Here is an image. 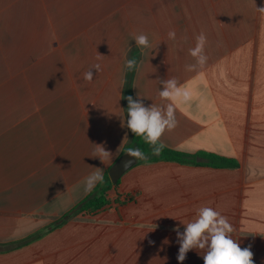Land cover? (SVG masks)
Returning a JSON list of instances; mask_svg holds the SVG:
<instances>
[{
	"label": "crops",
	"instance_id": "0c3cea01",
	"mask_svg": "<svg viewBox=\"0 0 264 264\" xmlns=\"http://www.w3.org/2000/svg\"><path fill=\"white\" fill-rule=\"evenodd\" d=\"M261 7L264 0H0V264H180L173 229L183 232L202 207L227 217L233 239L264 264ZM201 32L207 63L187 71ZM141 33L151 43L143 54L134 40ZM125 53L137 61L132 71ZM97 63L102 71L85 81ZM173 77L192 99L174 103L178 123L161 142L238 166L137 160L103 208L48 231L96 188L84 191L88 176L109 175L125 154L126 93L164 106L160 81ZM96 145L112 153L104 163L93 157ZM202 261L193 249L182 264Z\"/></svg>",
	"mask_w": 264,
	"mask_h": 264
},
{
	"label": "clouds",
	"instance_id": "9594fccd",
	"mask_svg": "<svg viewBox=\"0 0 264 264\" xmlns=\"http://www.w3.org/2000/svg\"><path fill=\"white\" fill-rule=\"evenodd\" d=\"M264 12V7L258 8ZM168 39L175 40V30H170L167 34ZM136 46L143 51L151 48V43L146 34L134 36ZM195 46L189 49V55L194 58L195 63L185 65L187 71H195L197 68H203L208 60L205 54L207 44L206 35L201 32L195 37ZM131 48L129 47V51ZM103 56L98 53V59ZM125 56V68L132 71L137 67L136 59H128ZM93 69L96 73L102 71L99 63L94 64L91 69L84 73L85 81L91 83L94 78ZM163 85L159 91V96L170 103L164 106L152 104L146 107L139 99L127 96V119L121 117L122 127L126 126L135 136L142 137L143 140L152 146V154L159 156L166 145L161 142V137L165 131H171L177 126L174 103L181 101L187 103L192 99L191 92L179 85L176 78H168L160 81ZM127 139L125 135L123 142ZM122 142V143H123ZM119 149V148H118ZM117 149V151H118ZM112 155L105 150L103 145H96V151L93 157H98L103 163L106 158ZM127 155L134 160H145V153L139 148H128ZM104 180L101 168L88 176L84 191L91 192L97 183ZM184 230L173 229L176 232L177 243L179 244L177 260L182 264L189 251L196 249L203 255L204 264H254V253L251 251V245L241 248L239 242L233 239V225L228 218L211 207H202L197 210L196 218L191 222L184 224ZM167 243V241H165Z\"/></svg>",
	"mask_w": 264,
	"mask_h": 264
},
{
	"label": "trees",
	"instance_id": "16d2710c",
	"mask_svg": "<svg viewBox=\"0 0 264 264\" xmlns=\"http://www.w3.org/2000/svg\"><path fill=\"white\" fill-rule=\"evenodd\" d=\"M127 96H131V94L127 92L126 97ZM126 97H125V106L127 110L128 102ZM128 148H139L142 152L145 153L147 159L138 160V164L168 161V162H176L183 165H194V166H210V167H223V168H231L238 166V163L235 160L224 158L215 154H210L206 152H197L195 154H188L177 150L168 149L166 147L163 149V151L159 156H156L152 154V146L147 144L142 137L135 136L132 132H131L130 143L126 146L124 153L127 152ZM113 185L114 184L111 182L108 173H106L104 175L103 182L98 183L96 188L85 200H83L78 206H76L70 212L66 213L60 221L50 226L48 231L63 226L71 216H73L78 212H82V211L96 212L101 208H103L108 202L106 199L107 192ZM200 264H204V263H200Z\"/></svg>",
	"mask_w": 264,
	"mask_h": 264
},
{
	"label": "water",
	"instance_id": "95a60500",
	"mask_svg": "<svg viewBox=\"0 0 264 264\" xmlns=\"http://www.w3.org/2000/svg\"><path fill=\"white\" fill-rule=\"evenodd\" d=\"M137 160L123 154L109 169L111 182L116 185L124 173L136 164Z\"/></svg>",
	"mask_w": 264,
	"mask_h": 264
},
{
	"label": "rangeland",
	"instance_id": "374dc122",
	"mask_svg": "<svg viewBox=\"0 0 264 264\" xmlns=\"http://www.w3.org/2000/svg\"><path fill=\"white\" fill-rule=\"evenodd\" d=\"M200 263H204V261H202V262H198V263H195V264H200ZM254 264H257V263L254 262Z\"/></svg>",
	"mask_w": 264,
	"mask_h": 264
}]
</instances>
